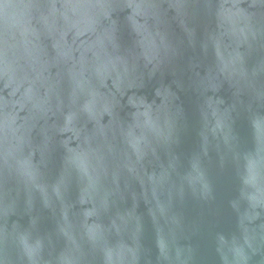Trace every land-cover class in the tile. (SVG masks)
Here are the masks:
<instances>
[{
    "label": "water",
    "instance_id": "95a60500",
    "mask_svg": "<svg viewBox=\"0 0 264 264\" xmlns=\"http://www.w3.org/2000/svg\"><path fill=\"white\" fill-rule=\"evenodd\" d=\"M0 264H264V0H0Z\"/></svg>",
    "mask_w": 264,
    "mask_h": 264
}]
</instances>
